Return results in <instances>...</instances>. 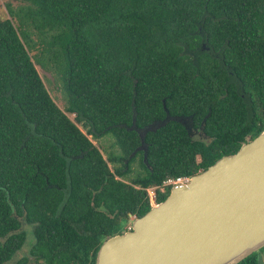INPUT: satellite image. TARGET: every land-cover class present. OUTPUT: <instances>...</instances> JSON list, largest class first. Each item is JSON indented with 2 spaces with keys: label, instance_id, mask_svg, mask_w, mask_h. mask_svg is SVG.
Here are the masks:
<instances>
[{
  "label": "trees",
  "instance_id": "obj_1",
  "mask_svg": "<svg viewBox=\"0 0 264 264\" xmlns=\"http://www.w3.org/2000/svg\"><path fill=\"white\" fill-rule=\"evenodd\" d=\"M8 1L24 5L0 19V264H95L151 209L148 189L159 204L168 180L264 131V0ZM107 136L105 159L88 137Z\"/></svg>",
  "mask_w": 264,
  "mask_h": 264
},
{
  "label": "water",
  "instance_id": "obj_2",
  "mask_svg": "<svg viewBox=\"0 0 264 264\" xmlns=\"http://www.w3.org/2000/svg\"><path fill=\"white\" fill-rule=\"evenodd\" d=\"M153 124L144 134L164 125ZM264 248V131L101 245L95 264H237Z\"/></svg>",
  "mask_w": 264,
  "mask_h": 264
},
{
  "label": "rangeland",
  "instance_id": "obj_3",
  "mask_svg": "<svg viewBox=\"0 0 264 264\" xmlns=\"http://www.w3.org/2000/svg\"><path fill=\"white\" fill-rule=\"evenodd\" d=\"M7 3H10L14 9H18V7L24 5V4H21L18 2H10L8 0H0V19H2V20L10 19L9 15L7 13V10H6V4ZM12 21H13L14 25L16 26L17 25L16 21L15 20H12ZM31 56L33 57V60L36 58H39V60L41 61V54L39 52L31 53ZM36 68H37V71H38L41 79L43 80L47 90L49 91L51 97L53 98L55 103L62 110H64L65 100H64L63 93L61 90L60 81L57 79L56 76L49 74V73H46L39 66L36 65ZM69 118L74 122L73 116H70ZM77 126L82 130L80 125H77ZM88 138L92 141L93 145L101 151L103 157L106 159L107 158L106 153L111 151L110 146L113 142L112 138L109 136L103 137V138L97 139V140H93V139H91V137H88ZM163 187H168V186H163ZM148 190L149 191L147 193L149 196L150 205L152 207L151 203H153V202L151 201V199L154 200V188H151ZM133 220H134V218L132 217L130 219V222L132 223ZM128 225H130V223ZM24 229L27 231V234H28V240H27L28 242H27L26 246L16 255L15 259H19L24 255H28L29 249L34 242L32 239V236L30 235L31 229L27 226H24ZM262 264H264V256L262 258Z\"/></svg>",
  "mask_w": 264,
  "mask_h": 264
},
{
  "label": "built area",
  "instance_id": "obj_4",
  "mask_svg": "<svg viewBox=\"0 0 264 264\" xmlns=\"http://www.w3.org/2000/svg\"><path fill=\"white\" fill-rule=\"evenodd\" d=\"M188 181V179L187 178H178V179H176V180H168L165 184H164V186H170L171 188L173 187V186H177V185H180V184H183V183H186ZM155 190V189H154ZM149 190H147V192H148ZM151 201L153 202V203H151L152 205H155V193H154V200L153 199H151ZM131 229V226L130 227H128L127 228V230H130Z\"/></svg>",
  "mask_w": 264,
  "mask_h": 264
},
{
  "label": "flooded vegetation",
  "instance_id": "obj_5",
  "mask_svg": "<svg viewBox=\"0 0 264 264\" xmlns=\"http://www.w3.org/2000/svg\"><path fill=\"white\" fill-rule=\"evenodd\" d=\"M185 123V122H184ZM186 124V123H185ZM186 127L188 129V132H189V135L192 137V138H195V139H206V137L201 133V129L199 130H195L193 128H189L186 124Z\"/></svg>",
  "mask_w": 264,
  "mask_h": 264
}]
</instances>
